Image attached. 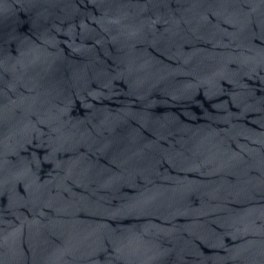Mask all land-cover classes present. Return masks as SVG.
I'll return each mask as SVG.
<instances>
[{"label":"clouds","instance_id":"clouds-1","mask_svg":"<svg viewBox=\"0 0 264 264\" xmlns=\"http://www.w3.org/2000/svg\"><path fill=\"white\" fill-rule=\"evenodd\" d=\"M249 80L264 87V0H0V264H99L101 250L164 264L175 229L140 221L183 215L186 185L203 198L198 238L232 241L200 264H264V95Z\"/></svg>","mask_w":264,"mask_h":264},{"label":"water","instance_id":"water-1","mask_svg":"<svg viewBox=\"0 0 264 264\" xmlns=\"http://www.w3.org/2000/svg\"><path fill=\"white\" fill-rule=\"evenodd\" d=\"M22 19H25L23 16ZM157 29L163 30L162 24L156 25ZM21 30L26 31L27 30V24L21 25ZM61 39H66L65 37H61ZM65 49V52H68V49L65 45H61ZM151 52L152 50L149 49ZM185 51H189L187 46H185ZM153 55L157 56L158 59L164 61L165 63H170V61L167 60L165 56L159 55V53H153ZM249 85L256 89V95H264V87L261 86L259 81H248ZM119 87H123V84H118ZM95 87V85H93ZM226 88H230L231 86L225 83ZM197 100L200 101V103H203L205 107H208V103L204 100L203 92L199 93L197 96ZM115 105H109V107H114ZM232 107L231 105H229ZM79 111L80 114H83V110L80 109L79 103H77L76 108L73 110V114H76V112ZM158 113L161 111L160 109L157 110ZM193 111L198 112V106H193ZM232 111H238L235 107H232ZM255 113H250L249 118L255 116ZM244 123H248L247 120L244 121ZM248 126L252 129H256L259 131V126L256 124H248ZM235 147V145H233ZM38 154L41 156L44 154L43 149L37 150ZM67 158V154H65V157ZM99 164L101 166H107L108 161L104 160L103 158L100 159ZM162 171L169 172L173 177H177V179L183 177V173H180L179 176H177V173L175 170L170 169L167 164L163 166L161 169ZM52 171V165L50 163H44L41 165L40 169V178L41 180L47 179L49 173ZM200 177L196 176L195 174L189 173L187 176V180H198ZM17 190L20 193V195H24V187L22 184L17 186ZM73 194L77 196H86L87 192L79 187V186H73L72 187ZM123 195H133L134 193L128 189V188H122L120 189V193ZM65 196H67V193H65ZM106 199L109 202V205L111 207H115L118 205L119 200L114 199L112 195H108ZM203 203V198L199 191L195 188L193 185H186L184 190V201H183V215H177L174 218L167 217L166 213H162L156 216H153L150 220H141L140 222L145 223L149 226H156L160 228L165 229H175L173 232L169 234V236L163 241V246L165 248L171 249L170 252L167 253L164 264H200V261L202 257H212L217 255L218 253L222 255V252H220L219 245L220 243L223 244H231L232 241L230 238L225 237L222 241L210 239L208 241H202L198 238L200 234V230L195 224V221L197 220V214L196 210L200 209ZM8 204V196L4 194H0V207H6ZM232 208H234L236 211H242L244 210L245 206L239 205V204H233L231 205ZM21 211L24 213L25 216L28 217L29 220L32 219V216L30 213L27 212L25 209H21ZM44 213L48 216H52L54 213L52 209H44ZM11 219V218H10ZM78 219L80 221L84 222H93L97 224H105L109 225L112 228L117 227V222L113 219L100 217V216H92L89 214H86L84 212H81L78 214ZM199 219H203L200 217ZM18 223V221H16ZM129 220L127 218H123L121 220V224H128ZM0 227H3V225H0ZM210 229L214 232H220L221 229L216 224H211ZM171 241V242H169ZM96 259L98 260L99 264H107V253L104 250H101L97 253ZM210 264V262H209Z\"/></svg>","mask_w":264,"mask_h":264}]
</instances>
